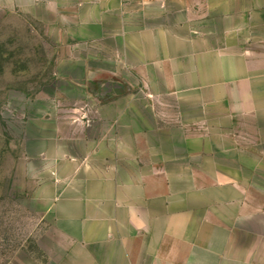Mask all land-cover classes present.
Instances as JSON below:
<instances>
[{"label":"crops","instance_id":"1","mask_svg":"<svg viewBox=\"0 0 264 264\" xmlns=\"http://www.w3.org/2000/svg\"><path fill=\"white\" fill-rule=\"evenodd\" d=\"M8 1L71 40H111L106 72L144 84L73 105L30 157L74 264H264V0ZM91 60L75 61L86 79Z\"/></svg>","mask_w":264,"mask_h":264},{"label":"rangeland","instance_id":"2","mask_svg":"<svg viewBox=\"0 0 264 264\" xmlns=\"http://www.w3.org/2000/svg\"><path fill=\"white\" fill-rule=\"evenodd\" d=\"M238 1L240 7L248 2ZM10 2L0 0V264H74L77 258L66 254L73 247L57 238L60 231L53 214L32 197L42 163L30 157L38 154L55 125L70 126L67 121L76 119L69 109L73 105L113 101L117 96L133 100L144 84H138L130 70H118L117 62L110 66L114 75L106 72V55L117 49L111 40L100 45L71 40L68 31L48 29L56 26L47 21L51 16L26 14ZM207 23L246 21L237 15L208 14ZM130 55L134 58L133 52ZM84 57L101 69L91 79L83 76L85 63L75 62ZM112 78L119 83L106 84ZM120 83L124 93L107 99L106 88ZM241 130L246 128L239 126ZM259 133L264 135V125L256 127Z\"/></svg>","mask_w":264,"mask_h":264},{"label":"water","instance_id":"3","mask_svg":"<svg viewBox=\"0 0 264 264\" xmlns=\"http://www.w3.org/2000/svg\"><path fill=\"white\" fill-rule=\"evenodd\" d=\"M118 82V81H116V80H114L113 78L112 79H106V84H108L109 82ZM119 83V82H118ZM118 83H116V84H118ZM119 87H117V88H110V87H107L106 88V98L108 99V98H111V97H113V96H115L116 94H121V93H124V91H125V86L124 87H121V83L118 85ZM120 87H121V89L123 90H121L120 89ZM116 89L117 90H121V92H118V91H116ZM101 90H103L102 88H101ZM100 90V91H101Z\"/></svg>","mask_w":264,"mask_h":264}]
</instances>
